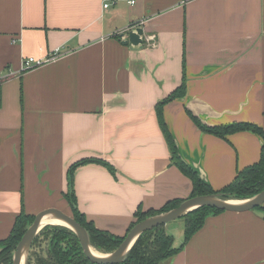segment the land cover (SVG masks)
Returning <instances> with one entry per match:
<instances>
[{
  "label": "crops",
  "instance_id": "0c3cea01",
  "mask_svg": "<svg viewBox=\"0 0 264 264\" xmlns=\"http://www.w3.org/2000/svg\"><path fill=\"white\" fill-rule=\"evenodd\" d=\"M104 3L0 0V240L22 211L72 214L68 171L87 159L113 171L91 160L75 168L78 208L113 234L125 236L139 208L189 198L192 180L172 163L156 109L183 81L185 95L163 114L205 182L222 189L261 157L258 133L222 138L188 110L211 126L264 128V0ZM137 27L143 48L132 50L123 41ZM57 48L58 58L23 69ZM163 264H264V207L209 215Z\"/></svg>",
  "mask_w": 264,
  "mask_h": 264
},
{
  "label": "trees",
  "instance_id": "16d2710c",
  "mask_svg": "<svg viewBox=\"0 0 264 264\" xmlns=\"http://www.w3.org/2000/svg\"><path fill=\"white\" fill-rule=\"evenodd\" d=\"M185 93L186 81H183L181 86L157 104L156 109L159 123L171 151L172 163L179 167V169L192 180L193 187L189 197L220 193L224 198H249L262 191L264 189V147L258 162L239 171L231 183L219 190L214 189L205 182L199 174L182 159L178 152L174 137L165 121L163 107L167 102L177 97H182ZM1 104L2 97L0 89V105ZM188 112L197 126L204 132L227 138L228 135L237 131L249 130L258 133L264 139V128L257 123L250 121H234L224 125L211 126L201 121V119L190 110H188ZM89 160L103 163L113 171V166L111 164L98 158L87 159L75 163L68 171L69 190L66 194V198L71 204L73 217L87 228L91 244L99 251L108 253L118 248L125 236H119L96 227V225L79 210L74 191L73 182L75 168L83 163L89 162ZM184 200L185 198L176 197L167 202L160 209L143 210L139 208L135 214L136 219L130 225L128 231L143 219L173 209L179 206ZM260 207H264V205ZM223 211L224 210L215 207L203 206L184 215L185 239L180 247L174 246L175 238L171 233L166 231L165 225H160L145 231L130 250L126 260L119 264H163L165 260L177 254L190 238L203 227L209 215L218 214ZM34 219L35 216L27 215L24 211L17 216L11 234L7 238L0 240V258L8 257L12 264V254H14L17 244L28 227L33 223ZM40 238L41 240L47 241V257L46 254L43 255L40 251H35V245ZM34 261H36V264H97L92 262L85 255L80 240L75 232L63 225H46L42 228L40 234L35 237L28 255V264H33Z\"/></svg>",
  "mask_w": 264,
  "mask_h": 264
},
{
  "label": "water",
  "instance_id": "95a60500",
  "mask_svg": "<svg viewBox=\"0 0 264 264\" xmlns=\"http://www.w3.org/2000/svg\"><path fill=\"white\" fill-rule=\"evenodd\" d=\"M124 44H129L132 50H141L143 48V28L137 27L132 29ZM264 205V189L257 194L245 199L224 198L220 193H210L196 195L185 199L179 206L168 211L149 216L136 223L125 235L122 243L112 252L101 254L95 253L94 246L91 244L90 235L87 228L77 221L71 214H68L57 208H50L41 211L35 216L33 223L28 227L21 240L16 246L13 254L12 264H28V255L35 237L40 230L47 224L43 225V219L47 215L65 222L63 225L70 228L78 236L85 255L97 264H119L123 263L130 250L138 238L147 230L160 225H166L169 222L183 217L190 211L203 207H215L224 211L242 212L252 210ZM55 224V223H48Z\"/></svg>",
  "mask_w": 264,
  "mask_h": 264
},
{
  "label": "rangeland",
  "instance_id": "374dc122",
  "mask_svg": "<svg viewBox=\"0 0 264 264\" xmlns=\"http://www.w3.org/2000/svg\"><path fill=\"white\" fill-rule=\"evenodd\" d=\"M212 126H219V125H212ZM245 198H248V197H244V198H231V199H245ZM47 225H60V224H47ZM177 226L179 228H175L173 231L171 230L173 227H177ZM181 227L182 228L185 227V220H184L183 217L178 218L177 220L172 221L171 224H169V226H167V228H165L166 231H168L172 235H174V237H175L174 245L175 246L180 245L181 240L184 238L183 235H181V233H182ZM41 230H40V232H41ZM40 232L38 234H40ZM46 250H47V241L46 240H41V238H40V240L38 241V243L35 245V251H40L41 254H43V255L46 254V257H47ZM104 253H107V252H104ZM12 260H13V254H12ZM0 264H11L10 263V259L8 257H1L0 258ZM33 264H36V261H34Z\"/></svg>",
  "mask_w": 264,
  "mask_h": 264
},
{
  "label": "built area",
  "instance_id": "2783aa9c",
  "mask_svg": "<svg viewBox=\"0 0 264 264\" xmlns=\"http://www.w3.org/2000/svg\"><path fill=\"white\" fill-rule=\"evenodd\" d=\"M115 0H105L104 3V8H108L112 2ZM131 2L134 4L136 2V0H131ZM153 38V37H152ZM63 54L62 49L57 48L55 51L49 53L47 56L45 57H27L26 59H24L23 61V69L27 70V69H32L35 67H39L51 60H54L56 58H58L59 56H61Z\"/></svg>",
  "mask_w": 264,
  "mask_h": 264
},
{
  "label": "bare ground",
  "instance_id": "6f19581e",
  "mask_svg": "<svg viewBox=\"0 0 264 264\" xmlns=\"http://www.w3.org/2000/svg\"><path fill=\"white\" fill-rule=\"evenodd\" d=\"M48 223H55V224L63 225L65 222L53 217V215H47V216L44 217L42 224L45 225V224H48ZM93 250L95 251V253L101 254V251H99L95 247L93 248ZM23 264H24V262H23Z\"/></svg>",
  "mask_w": 264,
  "mask_h": 264
}]
</instances>
